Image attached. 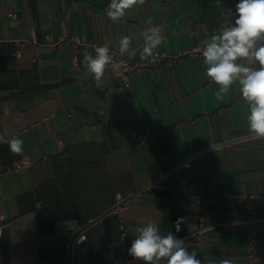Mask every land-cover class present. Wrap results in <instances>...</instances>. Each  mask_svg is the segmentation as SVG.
<instances>
[{
  "label": "crops",
  "instance_id": "obj_1",
  "mask_svg": "<svg viewBox=\"0 0 264 264\" xmlns=\"http://www.w3.org/2000/svg\"><path fill=\"white\" fill-rule=\"evenodd\" d=\"M109 3L0 0V137L24 141L21 154L0 143V264H142L127 251L137 229L155 219L162 235L193 231L200 191L214 197L206 216L218 224L199 258L249 264L243 220L253 207L264 264V138L248 131L238 84L216 99L199 52L235 21L238 0H145L119 22ZM151 26L164 37L153 54L169 56L130 87L110 70L100 86L85 74L83 53H95L80 40L118 50L128 35L136 55L125 56L142 61ZM24 154L33 161L10 168Z\"/></svg>",
  "mask_w": 264,
  "mask_h": 264
},
{
  "label": "clouds",
  "instance_id": "obj_2",
  "mask_svg": "<svg viewBox=\"0 0 264 264\" xmlns=\"http://www.w3.org/2000/svg\"><path fill=\"white\" fill-rule=\"evenodd\" d=\"M145 0H110L106 16L112 22H119L127 10L134 6H143ZM233 15L234 23L225 21L219 34H213L204 41L199 50L206 66V77L218 85L213 95L222 100L233 84L239 85L241 99L248 107L246 118L248 131L257 139L264 138V0H238ZM150 23V22H149ZM163 26H151L143 33L144 46L140 58L146 60L153 55L162 43ZM95 56L85 50L83 65L85 74L90 75L97 86L107 79L106 68L114 70L121 67L114 63L107 45L95 47ZM121 56H135L130 36L123 35L118 40ZM7 143L14 154H21L24 141L12 137L0 143ZM182 219L175 222L176 232H180ZM138 235L132 240L128 254L142 264H210L197 258L195 249L189 251L190 243L178 238L172 232L162 235L155 219L137 229ZM218 264H233L223 259Z\"/></svg>",
  "mask_w": 264,
  "mask_h": 264
},
{
  "label": "built area",
  "instance_id": "obj_3",
  "mask_svg": "<svg viewBox=\"0 0 264 264\" xmlns=\"http://www.w3.org/2000/svg\"><path fill=\"white\" fill-rule=\"evenodd\" d=\"M234 23V22H230ZM226 26V25H224ZM222 26V28L224 27ZM83 43L89 44L92 46L93 50L95 47H102L105 46L106 44H99L95 42H89V41H83L80 40ZM110 49V56L112 57V61L114 63H120L121 67L117 70H114L111 65H109L106 70L112 71L115 75L120 77L121 79V85L123 87H130L133 81V77L139 71L142 67L146 66L147 64L154 62L156 60H160L163 57H168V53L166 51H161L159 53H154L151 57H149L147 60H142V61H132L128 59L125 55L121 56L119 51L115 49L112 46L107 45ZM95 53V51H94ZM95 56V55H94ZM73 65L76 68L80 67V61L78 56L75 54L73 59H72ZM33 161L32 157L28 154L22 155L19 159L15 160L11 165L10 168L14 170H21L27 167L31 162ZM185 165H190V162L184 161ZM232 197H243L245 194H232ZM250 196H255L254 193L250 194ZM214 199V197L208 193L205 192H197L195 194V205H196V220H197V226L196 228L184 235L178 236V238H184L189 239L191 238L194 243V249L197 252V258H199L198 255V250L197 247L201 243L203 237L205 234L215 228V226L218 224L216 222H209L207 220L206 216V207L205 203L209 200ZM248 227V232H247V250H248V258H249V264H257L258 262V253L256 250V246L258 243V238H259V221L260 218L255 215V209L252 207L248 213V215L244 218L243 220ZM122 229H124L125 232V224L124 222L121 223ZM1 232V229H0ZM82 234L76 235V239L80 240L82 238ZM132 260L126 259V258H120L117 261L110 262V263H97V264H131ZM68 264H75L74 262H69Z\"/></svg>",
  "mask_w": 264,
  "mask_h": 264
}]
</instances>
